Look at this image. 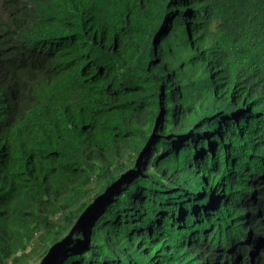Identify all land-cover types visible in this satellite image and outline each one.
I'll list each match as a JSON object with an SVG mask.
<instances>
[{
	"label": "trees",
	"instance_id": "obj_1",
	"mask_svg": "<svg viewBox=\"0 0 264 264\" xmlns=\"http://www.w3.org/2000/svg\"><path fill=\"white\" fill-rule=\"evenodd\" d=\"M64 1L49 49L0 18V264H264V0Z\"/></svg>",
	"mask_w": 264,
	"mask_h": 264
},
{
	"label": "clouds",
	"instance_id": "obj_2",
	"mask_svg": "<svg viewBox=\"0 0 264 264\" xmlns=\"http://www.w3.org/2000/svg\"><path fill=\"white\" fill-rule=\"evenodd\" d=\"M1 1V0H0ZM50 5L58 6L55 9L54 15L45 16L40 9V3L37 0H25L26 7L21 8L20 16L17 20L12 19L10 15L4 13L1 3H0V18L6 24L12 23H25L28 25H33L35 29V34H28L23 40L21 45H24L26 48L44 47L49 49L56 44L62 42L56 35L55 32L50 30L54 28L55 24L53 23L55 16L59 11L64 10L63 3L64 0H47ZM41 12L45 18L42 21V18L39 16ZM29 64L34 70L32 73L25 75L20 78L18 84L12 79H8L6 83L7 92H10L12 97L17 100L20 90H25L28 94H32V90L36 87H48L50 88L56 81V73L59 69V64L55 62H36L29 60ZM6 65L10 67L23 68L24 65L13 53H10L6 59ZM0 93L4 95L5 93L0 90ZM5 96V95H4ZM264 154H262L263 156Z\"/></svg>",
	"mask_w": 264,
	"mask_h": 264
},
{
	"label": "rangeland",
	"instance_id": "obj_3",
	"mask_svg": "<svg viewBox=\"0 0 264 264\" xmlns=\"http://www.w3.org/2000/svg\"><path fill=\"white\" fill-rule=\"evenodd\" d=\"M57 7L58 6H55V5H51L50 6V12H51L50 15H54L55 9ZM63 7H64V3H63ZM41 8H43V6H41L40 9ZM83 17H84L83 14H81L79 12H70V11L61 10L55 16L53 23L55 24V26H56V28L58 30H61V31H63V30L73 31L74 30L73 27H74L75 21L79 20L80 22H82ZM50 31L51 32H55L54 28H52ZM100 109H101V107H100ZM60 122H62V121H60ZM11 129L16 130L17 135H20L21 137H29V136L33 135V133L30 130L31 128L29 126V123L15 122L13 124H9V123H5L4 124V131H5L6 134ZM41 130L42 129H39L38 132L41 131ZM21 137H17V138H21ZM17 138H15V139H17ZM178 194H180V193H178ZM57 246H54L51 249V251L49 252V254L45 257V259L43 261L42 260L41 261L40 260L37 261V264H45L46 260L49 257H51V256L55 257L60 252V251H57V249L59 248Z\"/></svg>",
	"mask_w": 264,
	"mask_h": 264
}]
</instances>
